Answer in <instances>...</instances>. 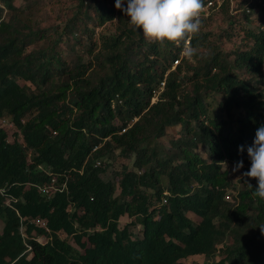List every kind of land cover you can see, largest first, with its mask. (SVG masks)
<instances>
[{
    "label": "trees",
    "instance_id": "obj_1",
    "mask_svg": "<svg viewBox=\"0 0 264 264\" xmlns=\"http://www.w3.org/2000/svg\"><path fill=\"white\" fill-rule=\"evenodd\" d=\"M26 1L0 0V120L19 130L11 141L0 128V190L17 200L2 206L0 196V264H183L198 255L264 264L257 181L243 177L230 202L222 167L243 161L248 171L264 125V0H204L213 7L191 62L180 61L181 46L147 42L116 0H76L49 35L40 28L46 5ZM215 16L228 25L218 35L208 29ZM237 27L245 37L227 51ZM219 96L213 110L208 100ZM104 159L122 160V170L108 176ZM53 178L62 191L43 195ZM125 216L133 222L121 228ZM43 235L49 242L36 240Z\"/></svg>",
    "mask_w": 264,
    "mask_h": 264
},
{
    "label": "clouds",
    "instance_id": "obj_2",
    "mask_svg": "<svg viewBox=\"0 0 264 264\" xmlns=\"http://www.w3.org/2000/svg\"><path fill=\"white\" fill-rule=\"evenodd\" d=\"M0 7L3 6L0 4ZM115 7L129 18L128 22L133 26L134 30H142V35L147 42L159 43L161 45L168 42L181 46V55L189 62L199 56V45L194 46L191 41L199 35L202 28L201 16L205 11L204 0H116ZM160 91L156 94H159ZM156 94L152 101L157 99ZM2 120L4 118L0 120V128H4L1 125ZM5 120L8 119L5 118ZM137 121L138 118H135L129 124V127H132ZM14 128L17 129L16 125ZM125 131L124 129L122 133ZM97 149L98 147L95 148V150ZM239 151L242 153L244 146H240ZM247 154L251 161V167L243 173V177L256 179L257 187L252 194L254 197L259 198L260 201H264V125H261L256 130L253 145L248 147ZM223 163L226 165L227 171V164L226 162ZM241 168H243V161L237 162L232 170L233 172H237ZM53 180H55V184L53 185L52 191L48 194L45 193L43 190L44 187L51 186ZM248 186L252 188L251 184H248ZM2 190L5 193V190ZM39 190L46 196L57 191H62L55 178L41 186ZM9 197H11V202H17L14 197ZM11 208H13V205ZM192 218L198 219L196 216H192ZM36 220H34L35 225ZM259 228L261 234L264 235V226H260ZM41 244H45V242Z\"/></svg>",
    "mask_w": 264,
    "mask_h": 264
},
{
    "label": "rangeland",
    "instance_id": "obj_3",
    "mask_svg": "<svg viewBox=\"0 0 264 264\" xmlns=\"http://www.w3.org/2000/svg\"><path fill=\"white\" fill-rule=\"evenodd\" d=\"M31 1H36V2H40L46 5V9L44 10L45 12L43 13V17L45 18L42 23L40 28L43 31H47L48 35L52 33L51 28L54 26H57L58 24H60V17L63 16L64 14V8L65 9H69V7L73 6L75 4L76 0H60L61 3L56 4L54 3L56 0H31ZM233 6H235L234 4L238 3L241 0H231ZM26 3H28V1L26 0H15V6L17 7H22L25 6ZM61 5V8L58 10V7ZM212 8V7H211ZM217 14H218V10L217 8H215ZM210 12V11H209ZM67 14V13H66ZM209 15V14H208ZM10 17V12L9 11H5L4 15H3V19H8ZM109 26V25H108ZM109 28H111L109 26ZM228 28V25L226 23H224L222 16H215L214 22L211 24V26L208 28L209 30H213V33L215 35H218L220 33V31L225 30ZM248 28V27H246ZM235 33L237 34V36L234 37L233 41L231 43H228L227 41H225L224 43V48L227 51H231L234 48L238 47L241 44V41L244 39L245 37V33L242 31V29H240V27H237L235 29ZM76 44V51H80V47L79 45H77V43L72 42V45ZM62 49V53H63V57L69 61L71 58H74V54L70 53V47H60ZM182 58H180V61H182ZM32 88H34L33 86H31ZM156 97L158 99V94H156ZM156 99V100H157ZM222 99V97H218L217 99H209L208 102L210 104H213V110L217 109V105L219 100ZM155 100V101H156ZM155 101H152V103H155ZM4 128H6V132L9 135V139L11 141L14 140L16 133L18 134V130L16 128H10V126L8 125H4ZM179 132L180 129H172L168 131L167 137L163 138L161 140L163 145H170L171 140L178 138L179 137ZM104 163L103 164H107V175L108 176H114L113 174H115L116 172H120L122 170V165L120 161H114V160H106L104 159ZM227 164V172L229 173V178L230 181L232 182V189H229L226 195V200L230 201V202H234V200L236 201L235 197L238 196V191L242 188L243 186V173H244V167L241 168L239 171L237 172H233V167L234 164L226 162ZM223 170L226 171V165L223 164ZM111 176V177H112ZM119 189H118V193H119ZM117 193V194H118ZM0 196L2 198V206H10L12 207V202H11V197L5 195V193H3V190H0ZM0 198V200H1ZM133 222L131 219H129L127 216L122 217L121 221H120V226L121 228H124L127 224ZM5 225H4V221L2 219H0V232L3 231ZM138 228L135 229V226L132 228V231H135L137 233H141L140 231L142 230V226L138 225ZM60 237L62 239L65 240H69L70 243L73 244V246H75L77 249H80V251L83 252V250L76 245V243L74 242V239L72 237L68 238L67 235L63 232L59 233ZM84 241H86V239H84ZM42 242H46V240H42ZM205 257L204 256H193L190 257L186 260H183L182 263L183 264H204L205 263ZM217 259L220 260L221 257L217 256Z\"/></svg>",
    "mask_w": 264,
    "mask_h": 264
},
{
    "label": "built area",
    "instance_id": "obj_4",
    "mask_svg": "<svg viewBox=\"0 0 264 264\" xmlns=\"http://www.w3.org/2000/svg\"><path fill=\"white\" fill-rule=\"evenodd\" d=\"M253 1L254 0H249V4L252 3ZM211 7H213V3H209L207 6H205V11L202 13V16H207L209 14V11H210ZM178 64H179V61H176L174 66H177ZM164 85H165V83L161 84L160 90L163 89ZM1 125H3V126L4 125H8V126H10V128H14L15 127V125L13 123H11V122H9L8 120H5V119L1 121ZM54 184H55V180L52 181V185L51 186H45L44 187V189H43L44 192L47 193V194L50 193V191H52V189H53V185ZM36 225L44 228L46 233H48V234L51 233V230H50V228L48 226V223L45 220L38 218L36 220ZM36 239H37V241L39 243H44V242H42V240H46L45 243H47L49 241V238L46 235L39 236ZM28 250L30 251L31 247H28Z\"/></svg>",
    "mask_w": 264,
    "mask_h": 264
}]
</instances>
